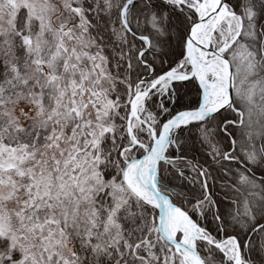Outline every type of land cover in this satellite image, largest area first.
<instances>
[{"label":"snow or ice","instance_id":"6c2138e0","mask_svg":"<svg viewBox=\"0 0 264 264\" xmlns=\"http://www.w3.org/2000/svg\"><path fill=\"white\" fill-rule=\"evenodd\" d=\"M0 264H264V0H0Z\"/></svg>","mask_w":264,"mask_h":264}]
</instances>
